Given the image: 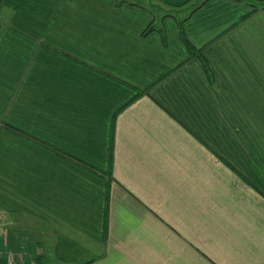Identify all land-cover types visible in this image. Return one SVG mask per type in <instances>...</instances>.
<instances>
[{
    "label": "crops",
    "instance_id": "1",
    "mask_svg": "<svg viewBox=\"0 0 264 264\" xmlns=\"http://www.w3.org/2000/svg\"><path fill=\"white\" fill-rule=\"evenodd\" d=\"M119 1L2 0L0 254L264 264V8Z\"/></svg>",
    "mask_w": 264,
    "mask_h": 264
},
{
    "label": "trees",
    "instance_id": "2",
    "mask_svg": "<svg viewBox=\"0 0 264 264\" xmlns=\"http://www.w3.org/2000/svg\"><path fill=\"white\" fill-rule=\"evenodd\" d=\"M123 1L125 0H120L119 1V4L122 3ZM250 3H252V5L254 6V9H257L258 6H261L264 8V0H248ZM188 3V2H185V4ZM185 4H182V5H185ZM1 5H2V0H0V8H1ZM181 6V5H180ZM179 7V6H177ZM197 9V7L194 9V11ZM156 29V25L154 23H152L148 29L145 31V33H148L150 31H153ZM159 31H161V29H159ZM190 49H192L190 46H189ZM4 262V258H3V255L0 254V264H2ZM36 264V263H35Z\"/></svg>",
    "mask_w": 264,
    "mask_h": 264
},
{
    "label": "built area",
    "instance_id": "3",
    "mask_svg": "<svg viewBox=\"0 0 264 264\" xmlns=\"http://www.w3.org/2000/svg\"><path fill=\"white\" fill-rule=\"evenodd\" d=\"M3 258L4 262L2 264H35L34 261L27 262L17 258V256L12 252L3 254Z\"/></svg>",
    "mask_w": 264,
    "mask_h": 264
},
{
    "label": "rangeland",
    "instance_id": "4",
    "mask_svg": "<svg viewBox=\"0 0 264 264\" xmlns=\"http://www.w3.org/2000/svg\"><path fill=\"white\" fill-rule=\"evenodd\" d=\"M145 3H149L150 5L154 6L156 5L155 2H157L156 0H149V2H147V0H144ZM11 252V251H9ZM8 251L7 252H4V253H9ZM14 253V252H12ZM16 255V253H14ZM17 256V255H16Z\"/></svg>",
    "mask_w": 264,
    "mask_h": 264
}]
</instances>
